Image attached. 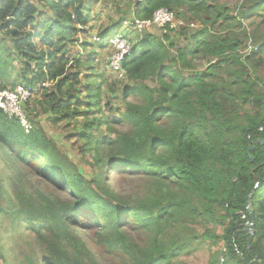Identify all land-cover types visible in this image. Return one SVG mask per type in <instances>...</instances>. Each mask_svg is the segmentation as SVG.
Returning a JSON list of instances; mask_svg holds the SVG:
<instances>
[{
  "label": "trees",
  "instance_id": "1",
  "mask_svg": "<svg viewBox=\"0 0 264 264\" xmlns=\"http://www.w3.org/2000/svg\"><path fill=\"white\" fill-rule=\"evenodd\" d=\"M29 1L0 0V82L4 83L0 91L18 83L35 94L38 85L48 84L39 87L41 100L31 104L39 105L53 124L85 119L80 135L87 151L94 150L91 167L101 168V176L97 172L85 175L60 152L59 139L40 130L39 119L31 122L29 103L25 105L28 133L0 110V152L11 166L18 165L12 183L13 206L5 210L12 219L8 229L16 233L23 224L41 250V257L26 256L23 264H98L79 236L86 237L88 231L92 234L87 237L106 256L119 254L127 259L126 264H170L196 239L193 229L186 226L188 231L178 245H165L162 240L167 226L179 224L183 215L223 226L215 264L220 256L224 264H264V88L259 89L242 65L255 53L241 56L240 38L212 30L220 20L240 23L245 14L237 19L228 16L210 6L213 0L137 2L133 16L138 19H150L164 8L176 15L178 10L195 18L203 16L204 23L191 30L188 44L177 48L175 32L146 33L123 65L128 84L121 91L111 88L105 101L100 93L105 74L90 65L96 53L69 57L77 33L86 32L88 0ZM252 2L251 14L264 11V0ZM42 6L45 10L40 11ZM111 34L110 30L101 35L102 43L91 48H105L104 41ZM200 54L215 62L188 72ZM222 67L228 68L226 74L232 80L216 84V72ZM71 68L80 70L71 72ZM84 69H90L83 74L85 84L79 79ZM5 82L16 86L10 88ZM118 91L125 98L136 96L138 102L120 100L122 106L115 113L119 109L122 113L112 124H126L127 130L114 132L111 139L100 133L110 121L97 115L89 120L88 116L94 108L100 114L108 104L109 112H114L110 99ZM83 94L84 99L80 98ZM83 105L86 112L79 109ZM253 106L257 107L254 113L238 116L239 107ZM233 119L241 120L233 123ZM251 146L252 159L247 153ZM22 168L27 169L25 178ZM113 174L125 179L148 177L151 194L138 204L129 202L109 185ZM2 193L0 180V198ZM249 213L252 229L247 226ZM126 229L148 231L152 237L144 244L135 243ZM204 237L212 239L211 234ZM1 251L3 264H8Z\"/></svg>",
  "mask_w": 264,
  "mask_h": 264
},
{
  "label": "rangeland",
  "instance_id": "2",
  "mask_svg": "<svg viewBox=\"0 0 264 264\" xmlns=\"http://www.w3.org/2000/svg\"><path fill=\"white\" fill-rule=\"evenodd\" d=\"M30 3H36L33 0L29 1ZM137 0H88L86 7L88 6L89 11L87 13L88 25L86 26V32L81 33L78 32L75 36L77 43L72 51L74 53L70 54V59L72 58H81L86 55V53L92 51L96 52L100 48L95 47L91 48L92 45H97L99 43L95 42L94 38L101 37V35L107 34L111 31L113 33L118 32L127 33L125 35L129 40L132 46L136 44L137 41L143 38L146 33L151 34L153 30H148L145 33L139 35L131 29H123L121 26L122 22L125 20H129L133 17V10L137 8L135 5ZM42 4V3H41ZM255 4L252 0H213L210 2V6L217 8L220 11H226L225 13L229 16L231 15L235 19H237L241 13H244L245 17L240 21V23L234 21H222L220 23L215 24L212 29L215 32L223 31V33L227 34H235L238 38H240L241 45L238 49V54L244 56L249 52H254L255 56L250 61L243 63L242 65L247 69L252 78L259 85V89L264 88V11H259L256 14H251V8ZM38 6V5H37ZM40 11L45 10L44 6L39 7ZM179 15H176L178 19L182 20L185 24L193 22L197 28L199 29L203 26L204 17H193L187 12L184 11H176ZM211 12V11H210ZM212 17V15H211ZM214 17V15H213ZM200 18V19H198ZM138 19V18H137ZM200 20V21H199ZM210 22L206 23V25L210 28ZM43 26V25H41ZM116 26V27H115ZM114 27V29L112 28ZM77 29L82 30V27L77 26ZM196 29H187L184 28L179 32H175V48L179 46H183L189 43V36ZM193 30V31H191ZM154 34L160 35L162 32L154 30ZM171 32V31H170ZM183 32V33H182ZM172 33V32H171ZM182 33V34H181ZM1 38V36H0ZM34 42L37 45V39H34ZM102 42V41H101ZM109 53L104 52L101 53V56H95V60L97 63H93L94 68L97 71L103 72L105 75L104 82L102 85L100 84V93H102V98L106 100L109 99L106 96L107 93L111 91V88H121L120 91L123 90L125 85L128 84L127 78L123 80H117L114 76L107 71L104 67V60L113 54V48H109ZM74 54H76L74 56ZM132 57V54H131ZM129 57V60L131 59ZM36 58V57H35ZM243 59V57H242ZM128 60V61H129ZM71 61V60H70ZM210 57L200 54L190 63V67L188 68V72L200 71L205 68V66L209 63H213ZM35 62H31L34 64ZM126 63V62H125ZM124 63V64H125ZM85 68V67H84ZM233 70L232 68H229ZM76 70H80L78 68H71V72H76ZM90 69H84L82 74H79V79L85 84V80L83 78V74L89 72ZM228 68L222 67L221 70H217L216 72V84L223 82H231L232 78L226 74ZM16 73V71H14ZM110 74V75H109ZM237 81V80H235ZM0 84H4L2 81ZM8 85L7 82H5ZM11 85V84H9ZM8 85V86H9ZM18 85V83H17ZM261 85V86H260ZM15 85H11L10 88H13ZM48 86V84L46 85ZM234 88H239V86H234ZM257 90V87H256ZM118 91L114 97L110 99L111 105L114 108V112H109L110 106H104L100 110V114L96 113V109H92L93 114L88 116V119L95 118L97 115L102 120L106 119L110 121L107 124H104L100 128V133L104 136H108V138H115L114 132L126 131L127 125H114L113 120L118 117V114L122 113L119 109L117 113L115 110L122 106L121 101L124 103H135L138 102L136 96L129 95L127 98L121 96V92ZM83 98L85 94L81 95ZM37 98V99H36ZM120 98V99H119ZM41 100L40 90L38 86L36 87V93L32 94L29 100V106L32 107L33 114H29L28 116L31 122H34L33 119L37 117H41L39 129L42 130L47 136L53 139H59L57 141V148L60 152H63L70 159H72L78 165L79 169L87 176L97 175L101 176V168L95 169L91 167L93 164V157L95 156V152L92 149L91 152L87 151V147L84 146V140H82L80 133H82L83 122L85 119L82 117H76L75 120H64L59 121L56 124H53L48 121L47 114H44L42 108L39 105L35 107L31 104L33 101ZM84 99V98H83ZM126 99V101H125ZM106 105L107 103L104 102ZM239 103H241L239 101ZM45 106V105H44ZM80 111L86 112V106H82L79 108ZM257 110V107H239V117L243 118L245 114H252ZM35 111V112H34ZM43 118V119H42ZM241 119H233L231 122L235 123L240 121ZM76 124V127H75ZM111 127L112 130H109ZM93 136H97V132H92ZM0 152V180L2 181L3 188L5 189V193H2V197L0 198V250L5 258L8 260V264H23V261L26 256H30L34 259L41 257V250L37 242L35 241L34 236L30 232L24 231L23 224L19 225L17 232H10V215L6 214V207L13 206V181H14V173L18 169V165L15 164L11 166V161H6V159L1 155ZM17 168V169H16ZM20 173L25 178L27 175V169L22 168ZM33 181V177L29 176ZM143 176H135L134 178L128 177L119 178L118 175L111 176V180L109 185L112 186L115 193L123 198H127V200L133 204H138L139 202L145 200L148 197V194H151L150 181L148 177ZM35 179V178H34ZM53 193V192H52ZM54 194V193H53ZM9 199L10 202L7 203ZM190 227L194 231V237L196 238L193 243L188 246L183 247L182 252H180L170 264H215L216 259L218 258L219 249L222 247V242H220L219 237L222 233L223 226L214 225L212 223H207V221L202 218H189L187 215H183L182 220L179 224H175L174 227L166 228L165 232L161 235L163 236L162 240L165 242V245H178L180 243V237L184 236L187 233V227ZM166 227V225H165ZM138 232L131 231L129 229L125 230L127 236L131 237L132 240L139 244H144L146 239H150L152 237V233L144 230H137ZM81 234V233H80ZM91 231L87 232L86 237L81 234L80 239L84 246L88 249V253L94 258L95 262L98 264H126L127 259L122 258L119 254H112L110 256L104 255L100 250L96 248V246L90 241L89 237L91 236ZM204 234H211L212 239H207L204 237ZM91 239H93L91 237ZM148 243V242H147ZM32 252V253H31ZM4 262L0 260V264Z\"/></svg>",
  "mask_w": 264,
  "mask_h": 264
},
{
  "label": "built area",
  "instance_id": "3",
  "mask_svg": "<svg viewBox=\"0 0 264 264\" xmlns=\"http://www.w3.org/2000/svg\"><path fill=\"white\" fill-rule=\"evenodd\" d=\"M137 1L141 3L144 0ZM175 14L176 13L174 11L162 8L156 10L150 19H137L133 16L131 19L123 21L120 27L131 29L139 35L148 30H153L151 33H154V30H156L162 32L160 35H163L169 33L170 31L179 32L184 28H197L193 22L185 24L182 20L178 19ZM94 39L95 42L99 44L102 43L101 37ZM104 42H106L109 48L111 47L114 50L113 54L104 60V67L114 76L115 79H125L126 72L123 65L129 60V57H131V54L134 51L130 40L125 35L115 32L105 39ZM40 86H46V84H42ZM33 92L34 89L22 85H17L13 89L0 91V110L7 115L8 118L17 120L25 133H28L30 130V123L25 111V105L29 102ZM241 218H244V216L241 215ZM224 263V257L220 256L218 264Z\"/></svg>",
  "mask_w": 264,
  "mask_h": 264
},
{
  "label": "crops",
  "instance_id": "4",
  "mask_svg": "<svg viewBox=\"0 0 264 264\" xmlns=\"http://www.w3.org/2000/svg\"><path fill=\"white\" fill-rule=\"evenodd\" d=\"M131 14V13H130ZM116 27V26H115ZM113 29H114V27H112ZM123 29H125V28H123ZM126 30V29H125ZM126 32H127V30H126ZM128 33V32H127ZM127 33H124V35H128ZM122 34V33H121ZM97 47V46H96ZM103 52V53H102ZM104 52H108L109 53V49L107 48V46H105V48H103V49H99L98 51H96L95 53H96V58H97V56H101V53L102 54H104ZM95 58V59H96ZM95 62H96V60H95ZM103 73V72H102ZM110 75V74H109ZM36 119H39V120H41V117L39 116V117H37ZM43 119V118H42ZM3 258H4V256H3ZM0 260H1V257H0ZM5 260L7 261V263H8V260L5 258ZM2 261V260H1Z\"/></svg>",
  "mask_w": 264,
  "mask_h": 264
},
{
  "label": "water",
  "instance_id": "5",
  "mask_svg": "<svg viewBox=\"0 0 264 264\" xmlns=\"http://www.w3.org/2000/svg\"><path fill=\"white\" fill-rule=\"evenodd\" d=\"M260 143H262V141H260ZM253 149V147L251 146V147H248V149H247V153H248V151H250V150H252ZM248 155H249V153H248ZM249 158L250 159H252V157L249 155ZM251 196H249L248 197V202L250 201V198ZM248 204V203H247ZM249 205V204H248ZM252 221H253V215L251 214V213H249V220H248V224H247V226L250 228V229H252L253 228V224H252Z\"/></svg>",
  "mask_w": 264,
  "mask_h": 264
},
{
  "label": "clouds",
  "instance_id": "6",
  "mask_svg": "<svg viewBox=\"0 0 264 264\" xmlns=\"http://www.w3.org/2000/svg\"><path fill=\"white\" fill-rule=\"evenodd\" d=\"M44 84H45V83H44ZM46 85H47V84H46ZM38 86L40 87V85H38ZM39 87H38V88H39ZM28 88H29V87H28Z\"/></svg>",
  "mask_w": 264,
  "mask_h": 264
}]
</instances>
